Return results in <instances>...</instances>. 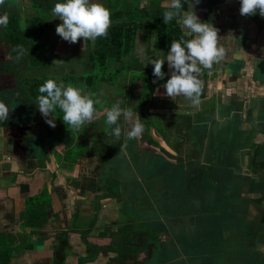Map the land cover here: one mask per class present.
I'll return each mask as SVG.
<instances>
[{
    "label": "crops",
    "instance_id": "crops-1",
    "mask_svg": "<svg viewBox=\"0 0 264 264\" xmlns=\"http://www.w3.org/2000/svg\"><path fill=\"white\" fill-rule=\"evenodd\" d=\"M150 1L139 0V6L149 5ZM21 2L27 3V0ZM96 2L106 6L105 0ZM161 3L164 4V0ZM193 3L194 11L200 20L218 28L225 56L219 63H215L212 69L202 70L199 78L205 82L206 88L199 104L191 107L189 101L182 103L178 97L179 100L175 103L165 95V88H161L154 93V112L167 119L173 114L169 109L173 103L187 106L194 113L193 130L204 125L213 127L219 134H215L212 141H223L224 145L231 143L229 130L233 124L232 120L236 122L240 119V122L243 120L248 125L251 123V128L256 131L251 143L243 141L239 146L235 145L229 159L216 158L217 148H209L210 152L206 151V154L205 150L202 154L197 152L191 159L195 166L193 170H200L204 175H208L211 169L209 177L214 181L208 183L206 195L200 196L198 192L188 206L191 212H199V227L196 228L198 233L205 235L217 226L216 219L219 220V217L214 219L215 213L223 210L215 199L213 203L210 199L213 195L211 184L215 185V193L222 191L218 189L226 188L233 198L237 197L238 199L234 200L237 202L235 210L242 212L246 209L247 218L253 220L255 226L264 215V200H253L264 195L250 189L249 181L251 173L260 172L264 175V104L261 99L264 97V82L256 80L262 75L254 71L257 64L259 67L264 66V17L258 12L253 16H241L240 0H199L198 3L193 0ZM187 10H190L189 7L185 11ZM180 29L183 33L186 31L181 25ZM143 34H146L145 31L137 30L134 44L140 43ZM146 35L149 39L147 44L150 45H147V48L155 51V56L159 52V57L166 59L168 51L153 48L154 31ZM171 71L167 67L163 78L165 81L161 79L159 82L166 84ZM226 97H257L258 101L251 108L250 114L245 115L244 105L236 107L238 111L228 109L229 101ZM209 106L212 107L213 113L206 118L203 111ZM98 114L97 110V116ZM97 116L90 125L83 127L86 129L83 131L89 140V146L101 131L96 122ZM7 144L4 131L0 128V264H80L83 261L84 264H107L116 255L120 258L118 262L132 264L127 247L123 245L126 253L121 254V247L117 246L121 242L118 239L119 232L127 230L123 227L126 221L124 222L122 210L125 208H122L120 200L107 196L111 195L112 190L109 184L118 181L115 185L117 189L124 183V192H132L131 183L135 179L147 184L146 181L154 170L150 164L159 161L155 157L161 154L152 149L147 155H141L142 159L148 157L149 162L142 165L141 171L138 172L127 149L124 153L114 149L102 156L85 153V148L79 154L75 151L70 154L53 151L48 156L33 154L26 159L20 156L12 143L11 148L7 147ZM206 145L209 147L208 143ZM61 146L63 142L56 145L58 149ZM203 154L218 159L208 164L209 170L202 168L203 164L208 162V157L205 158ZM256 162L257 165L252 164ZM192 176L193 174L190 175ZM123 195L119 198L124 200ZM126 214L128 215V212ZM241 214L245 216L244 213ZM139 219L144 222L147 217L142 216ZM177 226L175 222L169 227L176 230ZM115 240L118 242L115 243ZM129 241L131 240H125L124 243ZM139 243L131 242V246L140 248ZM164 248L170 250L166 245ZM198 249L202 255L207 251L206 247ZM175 250L181 252V248L175 247ZM139 253V264H147L149 257L146 258L142 250ZM238 254L243 252L239 250ZM174 257L177 260L172 264L187 263L183 261L182 254ZM199 258L203 261L202 256ZM211 259L213 264H223L219 257L213 256Z\"/></svg>",
    "mask_w": 264,
    "mask_h": 264
},
{
    "label": "flooded vegetation",
    "instance_id": "flooded-vegetation-1",
    "mask_svg": "<svg viewBox=\"0 0 264 264\" xmlns=\"http://www.w3.org/2000/svg\"><path fill=\"white\" fill-rule=\"evenodd\" d=\"M58 2H62V0H27V3L22 2L23 17L20 16L22 11H18L14 5L11 7L6 4L7 6L0 7L2 9L4 7L8 8L6 11L5 8L4 11L0 10V14L7 13L9 21L15 20L20 25L16 28L10 26L0 27V101H4L10 108L15 106L9 113V118L0 122V128L4 131L8 142L7 147L11 148L12 143L19 151L20 156L26 159L33 154L34 156H48L53 151L70 154L73 153L75 144L78 145L81 142L80 135L85 134L84 136L87 139L84 145L85 153L90 152L102 156L114 149H118L119 153H124L127 149L126 151H129L131 157L130 160L134 159L133 166L139 170L138 172L141 171L142 165L149 162L147 161L148 157L143 158V160L141 155H147L149 150L155 149L161 155L155 157L159 161L150 164L154 170L150 173L146 181L147 184L142 183L141 180H133L131 183L132 192L122 190L124 183H121L117 189L115 185L118 184V181H115L117 184L113 181L109 184L112 190L111 195L107 196L120 200L123 205L122 208H125V210H122L125 217L124 222L126 221L123 227L127 230L119 232L120 237L118 239L121 242L117 246L121 247L120 253H126L123 245L126 246L132 264H139L138 256H140L139 252L141 250L146 258L149 257V264H172L177 260L174 256L181 254L183 261H187L186 264H200L201 262H203L202 264H213L211 259L213 256L219 257L223 264H264V245H261L264 244V215L257 222V226H255V222H252V225L248 228L246 226L248 225L246 224L247 220L243 223L248 215L243 216L241 212L235 210L237 202L235 203L234 200L238 198H233L226 188L218 189L222 191L215 193L217 191L215 185L211 184L210 189H212L213 195L210 199L212 203L215 202V199L223 210H218L215 213L214 219L219 217V220L216 219L217 226H214L212 231L205 235L198 233L196 227H199V223H197L199 222V212H191L188 206L194 201L198 192H200V196L206 195L208 183L214 181L210 180L209 177L211 169L208 175H204V172L200 170L195 171L191 159L197 152L202 154L203 150L206 154V151L210 152V149L216 150L217 148L218 152L221 148L220 145L225 143L223 141L219 143L212 141V137L219 134L213 127L210 128L204 125L200 129L195 128L193 130V122L195 121H193L194 113L192 109L175 104L178 98L184 103V96H178L175 101L173 100L175 103L172 104V108H169L173 114L168 118L166 117L167 119L154 112L155 90L164 88L165 83L163 85L159 82L161 79L151 78L150 72H153V64L146 66L138 62L139 65L141 64V68L145 70L140 68L137 70L129 69L127 74H122L127 75L129 80L124 86L125 92L121 96L115 94L116 102L113 101L97 108L99 114L96 122H98L101 131H99L96 139L93 138L91 146L88 145L89 140L83 131L85 128H81L80 131L69 129L63 122V113L59 109L54 113L56 126L53 128L46 123L37 107V97L40 95L39 87L42 82L36 79V75L41 68L38 67V69L37 65L31 66L28 64L37 61L38 55L35 52L38 50L39 56H44L43 54L51 56V62H54L53 59L57 57L54 50H48L47 52L46 37L48 34H53L58 41H64L56 34V26L61 21L59 18H55L51 11ZM32 23L34 27L29 28L28 26ZM39 23L42 24V31ZM80 39L83 40V38ZM10 40L18 42L12 43L9 42ZM18 45L23 46L25 50L23 55H20ZM83 45L85 58L80 61H82L85 70L87 66V49L84 40ZM18 56H20L19 59H17ZM59 57L61 56L59 55ZM66 59H71V56H67ZM129 64H134V62L130 61ZM164 67L166 73L168 65ZM71 74H75L73 68H71ZM76 74H81V72L78 71ZM59 77H51V79H57L56 81L59 82L64 81V78H66L64 75ZM117 79L118 77L114 78L115 81ZM163 81L165 80L163 79ZM146 82L149 86L147 89L144 88ZM102 83L104 82H100V84ZM35 84H37L38 91L34 87ZM157 84L159 85L157 86ZM109 88L113 87L109 86ZM205 88L204 82L200 99L205 94ZM17 93H19V96L16 95ZM117 102L120 103L122 108L129 109L138 117L140 116V120L144 125V132L140 138L127 140L125 133L130 130L131 124L126 122L123 117L119 121L122 128L121 137L117 139L114 135L109 134L111 128H114L115 125L110 128L106 124V110ZM197 114L199 116V113ZM203 114L208 118L209 114L205 111H203ZM158 119H163L161 124H159ZM68 133L71 134V137L68 136ZM61 142H63V146L58 149L56 145ZM206 143L209 144V147ZM204 157H208L206 159L208 162L218 160L212 155H205ZM252 164L257 165L258 163ZM191 174H193L192 177H190ZM121 191L127 194L123 195ZM122 195L125 198L124 200L119 198ZM253 200L261 202L264 200V196ZM212 206L211 204V208ZM138 216L147 217V220L144 221L145 226ZM175 222L178 225L176 230L169 227ZM181 227L183 228L181 229ZM256 233L259 235L256 236ZM174 238L177 239L174 240ZM122 240L131 241L124 243ZM137 241L140 242V248L132 247L131 242ZM116 242L118 240H115ZM165 245L170 250L165 249ZM175 247L181 248V252L175 250ZM205 247L207 251L202 255L203 253H200L198 248L204 249ZM239 250L243 252L242 256L238 254ZM200 256L203 257V261L200 260ZM118 257V255L113 256L107 264H114V262L122 264L117 261L120 259ZM84 262L80 264H84Z\"/></svg>",
    "mask_w": 264,
    "mask_h": 264
},
{
    "label": "clouds",
    "instance_id": "clouds-1",
    "mask_svg": "<svg viewBox=\"0 0 264 264\" xmlns=\"http://www.w3.org/2000/svg\"><path fill=\"white\" fill-rule=\"evenodd\" d=\"M6 3L8 0H0V7ZM185 3L190 10H184ZM163 6L166 8L163 22L168 24L176 19L186 31L179 40H172L166 59L150 61L154 65L153 76L156 79L164 78L163 65L166 60L172 71L164 85L165 95L174 101L176 97L184 96L193 104H199L204 88V83L199 78L202 70L212 69L213 65L225 56V48L218 35L219 30L213 24L200 20L194 11L193 0H164ZM51 11L52 15L61 21L56 26V34L72 44L77 43L80 38L95 43L98 38L107 37L112 25L111 10L96 0H62L56 3ZM239 12L241 16H253L258 12L264 17V0H240ZM8 23V14H0V27L6 28ZM17 48L20 55H23V46L18 45ZM19 58L20 56L17 57ZM153 82L155 83V80ZM39 93L37 107L46 123L53 128L56 126L54 113L57 109L63 113L62 120L69 129L80 131L94 121L97 116L96 106L101 104L96 93L71 83L65 85L63 81L58 82L51 78L39 87ZM16 95L19 96V93ZM14 107L10 108L4 101H0V122L9 118V113ZM121 117L131 124L130 130L125 133L127 140L140 138L144 132L140 116L122 108L119 102L106 110V124L110 128L115 125L109 134L117 139L121 137Z\"/></svg>",
    "mask_w": 264,
    "mask_h": 264
},
{
    "label": "trees",
    "instance_id": "trees-1",
    "mask_svg": "<svg viewBox=\"0 0 264 264\" xmlns=\"http://www.w3.org/2000/svg\"><path fill=\"white\" fill-rule=\"evenodd\" d=\"M123 1L121 0V2ZM161 1L151 0L149 5L142 7L139 6V0H131L121 4H118L117 1L112 7H108L111 4H107L106 7L112 13V25L109 34L107 37L98 38L95 43L90 40L85 41L87 49L86 72L78 75V81L73 80L72 83L78 86H83L82 84L88 86L93 83L94 79L99 78V82L113 86L112 83L119 81V75L127 74L129 69L137 70L140 68L145 70L133 57L135 36L138 29L145 31L146 34L154 31L153 48L169 52L172 40H179L184 33L181 31L176 19L168 24L163 22V13L166 8ZM187 7L188 5L185 3L184 10ZM13 21L10 20L8 26L20 27L15 20ZM41 25L39 23L40 27ZM28 27H34V24H30ZM40 29L42 31V27ZM9 42L15 43L18 41L10 40ZM130 61H133L134 64H129ZM164 69L163 66V71ZM150 75L151 78L154 77L153 72H150ZM114 76L118 77L116 81L113 78Z\"/></svg>",
    "mask_w": 264,
    "mask_h": 264
},
{
    "label": "rangeland",
    "instance_id": "rangeland-1",
    "mask_svg": "<svg viewBox=\"0 0 264 264\" xmlns=\"http://www.w3.org/2000/svg\"><path fill=\"white\" fill-rule=\"evenodd\" d=\"M99 1L102 2L103 0H99ZM117 1H118V4H121V3L127 2V1L130 2L131 0H124L123 2H121V0H105V2H106L105 4L106 5L111 4L108 7H112V5L115 4V2H117ZM135 1H137V0H135ZM6 4L10 5L11 7L13 5L16 6V9L18 11H22L20 13V16L21 17L24 16V12L22 10L23 4H22L21 0H8V3H6ZM127 4H129V3H127ZM4 8H5V11H6V9H8L7 7H4ZM4 8L3 9L0 8V10L4 11ZM45 12H46V10H45ZM148 41H149V39H148L147 35L143 34V37L140 38V43L134 44V51H133V57L136 60H138V62H141L142 64H144L146 66H148L149 64H152L150 62L152 60L161 59L159 57V52H158V55L155 56L154 54L156 52L147 48V45H148L147 42ZM148 46H150V45H148ZM46 47H47V52H48V50H54L56 52L55 54H57V57H55L53 59L55 62H51V56H49L48 54H43L44 56H41V55L39 56V50H38L35 52V54L38 55L37 61L28 64L31 66L37 65V68L38 67L41 68L40 69L41 71L39 70L37 72L36 79L41 80L42 83H44L47 79H50L51 77L60 78L59 76L64 75V77H66V78H64V81H63L65 83V85H67L69 83L73 84L72 83L73 80H75L76 82L78 81V79H79V77H77L78 75H81L82 73L86 72L85 71L86 68L84 70V66H82V61H80V60H83V58H85V51L83 50V48H84L83 40L79 39V41L77 43L72 44V43H69L65 40L64 41H58L56 36H54L53 34H48L46 37ZM56 50H59V52H57ZM151 53H153V55H151ZM59 55L61 57H59ZM67 56H71V59H66ZM56 60H61L63 62L56 61ZM57 63H61V64H57ZM165 65H167V62H165L163 66H165ZM71 68L74 69L75 74H71ZM78 71L81 72V74H76V72H78ZM113 78H117V77L114 76ZM55 80H57V79H55ZM127 80H128L127 75L120 74L119 75V81L117 83H112V84H114V86H112L113 88H109V86L105 83L100 84L99 78H97V80L94 79V81L91 85L86 86L85 84H82L83 86H81V87H84L86 90L92 91V92L97 94V97L101 100V104L97 105L96 107L101 108V107L105 106V104H108V103L110 104L113 101L116 102L117 98H116L115 94H120V96L123 95V93L125 92L124 86H126ZM161 84H163V83H161ZM74 85H76V84H74ZM158 85L159 84H157V86ZM36 86H37V84L34 85V87H36ZM76 86H78V85H76ZM144 86H145L144 87L145 89H147L149 87L147 82L144 83ZM96 88H97V90H96ZM36 91H38L37 87H36ZM155 91H157V89ZM112 92H114V93H112ZM185 100L190 102L189 99L185 98ZM205 105H208V104H205ZM205 108L206 109L204 111L207 114L210 115L211 112L213 113L212 107L209 106V107H205ZM156 120H157V117H156ZM158 122H159V124H161V120L158 119ZM104 124H105V122H104ZM84 135L83 136L80 135V141L81 142H79V144L76 147H74L73 151H75V153H77V154L83 152L84 145L87 142V139L85 138ZM68 136L71 137V134L68 133ZM70 156L73 157V154H71ZM258 235L259 234L256 233V236H258Z\"/></svg>",
    "mask_w": 264,
    "mask_h": 264
},
{
    "label": "water",
    "instance_id": "water-1",
    "mask_svg": "<svg viewBox=\"0 0 264 264\" xmlns=\"http://www.w3.org/2000/svg\"><path fill=\"white\" fill-rule=\"evenodd\" d=\"M254 71H256L258 75H262V77H263V78L260 77L256 80H258L259 82H264V66L260 65V67H259L257 64ZM257 99H258L257 97H255V98L252 97L250 99L244 98V97H240V98H236V99H234L232 97H226V100L229 101L227 108L230 110L238 111L236 109V107L239 108V107L244 105L245 111L243 114L246 115L248 113V115H249L251 112V108L253 106H255L256 101H258ZM261 99H262V103L264 104V97ZM189 105L191 107H194L196 104H193L190 101ZM237 116H238V114H237ZM232 123L233 124H231V129L229 130V132L231 134V137H230L231 143L229 145H220L221 148H220V151L217 152L216 158H223L224 160L229 159V157L232 156L235 145L239 146V144H241V142H243V141H248V144H249L253 141V139L256 135V131L251 128V123H250V125H248V123L244 122L243 120L240 122V119L236 122L232 120ZM238 149H240V148H238ZM213 161L214 160H210V162L204 163L202 168L209 170L208 164L212 163ZM217 162L221 163V161H217ZM249 181H250V189H253L255 192H257V193L259 192L260 194L264 195V175L262 173H260V172L251 173ZM245 211H246V209H243V211L241 213H244L246 215ZM245 220H247L246 224H248V225H246V226H248V228L250 227V225H252L251 223L254 222L251 219L245 218L243 220V223Z\"/></svg>",
    "mask_w": 264,
    "mask_h": 264
}]
</instances>
